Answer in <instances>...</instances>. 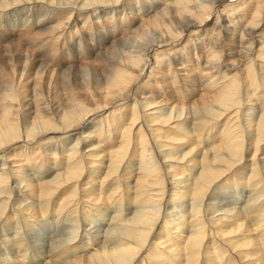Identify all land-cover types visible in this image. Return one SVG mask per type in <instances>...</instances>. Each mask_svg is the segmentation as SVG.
I'll use <instances>...</instances> for the list:
<instances>
[{
    "label": "bare ground",
    "instance_id": "bare-ground-1",
    "mask_svg": "<svg viewBox=\"0 0 264 264\" xmlns=\"http://www.w3.org/2000/svg\"><path fill=\"white\" fill-rule=\"evenodd\" d=\"M34 253L264 264V0H0V264Z\"/></svg>",
    "mask_w": 264,
    "mask_h": 264
},
{
    "label": "rangeland",
    "instance_id": "rangeland-1",
    "mask_svg": "<svg viewBox=\"0 0 264 264\" xmlns=\"http://www.w3.org/2000/svg\"><path fill=\"white\" fill-rule=\"evenodd\" d=\"M252 157H250V159H251ZM60 221V222H59ZM62 220H52V222H54L55 223V225H56V222H57V226H53L52 224H50V226L48 227V230L49 231H47V233H49L50 231L51 232H54V234H60V232L62 231V230H65V229H67V230H70L69 229V227H68V222H66V224L65 225H62V222H61ZM64 222V223H65ZM66 225H67V227L68 228H65L66 227ZM40 228L41 227H37L36 229H34L33 231H28V232H26V235H27V239L30 237V239H28L29 241H33V240H35V238H38L39 236L37 235L36 236V234L34 233L35 232V230H36V232H37V229H38V232L40 231ZM37 232V233H38ZM29 234V235H28ZM52 234V233H51ZM23 235H25V234H23ZM46 235V234H45ZM31 236L32 237H34V238H31ZM64 237H66V234H65V236ZM47 241V239L46 240H44V242H46ZM36 242V241H35ZM40 243V242H39ZM37 253H34V261H38L37 262V264L38 263H41V262H43V260H44V258L42 257V256H40V255H36ZM33 256V255H32ZM33 258V257H32ZM41 260V261H40ZM11 262L13 263V264H17V263H15V261H14V256L13 257H11ZM44 263V262H43Z\"/></svg>",
    "mask_w": 264,
    "mask_h": 264
}]
</instances>
